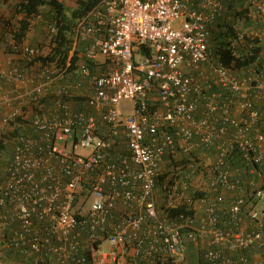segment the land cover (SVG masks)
I'll use <instances>...</instances> for the list:
<instances>
[{
	"label": "built area",
	"instance_id": "built-area-1",
	"mask_svg": "<svg viewBox=\"0 0 264 264\" xmlns=\"http://www.w3.org/2000/svg\"><path fill=\"white\" fill-rule=\"evenodd\" d=\"M228 1L104 0L75 31L87 59L78 80L69 62L41 59L54 44V24L44 46L30 41L40 15L21 40L8 27V57H0V104L10 109L0 140L12 149L0 181L5 250L40 264H182L188 241L206 242L201 264H237L233 253L264 250V175L249 170L261 181H250L248 203L246 180L229 161L239 151L247 165L264 164V70L237 72L210 48V26ZM248 1L264 19V1ZM19 17L11 20L17 27ZM251 34L264 42V28ZM84 89L86 108L74 109L69 98ZM123 101L130 111L119 110ZM206 147L217 149L201 162L210 168L206 182L192 183L191 165L173 177L180 167L168 164ZM191 187L211 194L193 203L199 214L170 217ZM221 191L231 193L224 226Z\"/></svg>",
	"mask_w": 264,
	"mask_h": 264
},
{
	"label": "trees",
	"instance_id": "trees-1",
	"mask_svg": "<svg viewBox=\"0 0 264 264\" xmlns=\"http://www.w3.org/2000/svg\"><path fill=\"white\" fill-rule=\"evenodd\" d=\"M103 1L104 0H77L76 5L68 6L61 0H23L17 5V14L22 15V18L18 22L20 27H17L18 24L12 23L11 21H9L8 27L10 26L12 29L17 28L18 30L13 31V34H15L17 39L21 40L25 38L31 23L30 18L34 15H40V19L38 20L39 28L36 30L38 35L43 34L45 26L49 23L54 24L57 28V33L53 37L54 44L51 46L48 56L41 59L45 62L56 61L58 66L61 67H65L67 62H69L70 64L68 69L72 74V79L78 80L80 78V65L82 61H87V59L83 55V44L75 47V31L80 21L95 8L99 7ZM245 1L246 0L232 1L228 4L227 9L216 17L215 21L210 26V48L214 52L218 61L223 62L233 69L254 70L257 73H260L264 70V45L258 38L249 34L248 29L252 26H255L256 29H263L264 19H262L260 15L254 17L256 20L253 19L250 12L251 9L253 11L255 9H253L252 4H250V6L248 5V8H245ZM32 42H36V38H34ZM110 62V60H107L104 65H101V69H108V66L111 64ZM88 63L95 65L94 61L88 60ZM74 99L78 102H83L85 97L83 98L81 96V98H78L74 96ZM85 108L86 106L84 104V106L80 109ZM199 111H202L201 106ZM124 143L125 139H123L122 136L121 145L123 146ZM122 146L119 147L120 150ZM0 152H8L7 154L11 156V146L0 140ZM216 154L217 149L215 147L201 148L188 156L182 157L177 162L173 161V163L168 164V166L170 168L180 167V169H176L177 172H175L173 176L174 178H184L187 172L190 173L189 170H186L189 168V165H191L194 169L197 168L193 177H199L203 174L206 176L209 173L210 168L203 166L201 162H205L207 157L215 159ZM231 156L232 157L229 158L231 170L237 171V173L239 172L240 176L246 180L245 185L248 191L247 202L249 203L253 199L251 196L253 187L251 186L250 181L255 179L256 184L261 181V179L256 178L254 174H250L249 170L251 168H255L258 172H261L264 175V164H257L253 162V164L247 165L243 162L239 151L233 152ZM6 163L8 164V161ZM167 174L161 176V182L158 184L159 189H161L162 182L166 176H168ZM209 195H211L210 192H207L206 190L191 187L187 191V198L184 200V203L179 207L168 209V214L170 217H176L181 213L187 216H197L199 214V210L195 209L193 203L199 199L206 198ZM219 195L223 196L225 193L221 191ZM223 198L226 200L224 196ZM224 204H226V201H224ZM223 206V209L227 207V205ZM161 208L164 209L165 207L162 205ZM223 209L220 206L222 226H224L226 222L225 213H222ZM9 230L10 228L8 227L7 231ZM185 231L186 230H184V232ZM205 244L206 243L204 241H199L198 243L188 241L186 261L182 264H201L206 252L207 245ZM256 251L264 252V250L251 248L245 251L233 253L231 256L237 264H242L240 261L241 258H248L252 262H255L253 255ZM5 252L8 256L16 257L19 260H22L20 255L14 251L8 250ZM30 262L33 264H40V262L35 263L34 259ZM158 263L159 262H157V264ZM140 264L149 263L141 262Z\"/></svg>",
	"mask_w": 264,
	"mask_h": 264
},
{
	"label": "crops",
	"instance_id": "crops-1",
	"mask_svg": "<svg viewBox=\"0 0 264 264\" xmlns=\"http://www.w3.org/2000/svg\"><path fill=\"white\" fill-rule=\"evenodd\" d=\"M22 1L23 0H0V57H1V59L3 61H6L7 57H8L7 53H6L7 52L6 42L9 39L8 38L9 37L8 23H9V21L13 20L12 18H16V17H18V15H20V14H17V5L20 2H22ZM61 1H64V0H61ZM193 1L196 3V5H199V4H201V2L203 0H193ZM232 1H235V0H232ZM257 1L262 2L264 0H257ZM230 3H229V1L226 2V5L224 7L225 8L224 11L227 9L228 4H230ZM250 4H252V3L250 1H248V0H246L244 7L248 8V5L250 6ZM252 7H253V9H256L254 5ZM35 31L33 32V35H35V37L33 36L32 39L34 40V38H36V42L42 41L43 38H45L43 36V34L38 35ZM32 41H31V43L36 44V42H32ZM44 43H46V42H44ZM98 57L100 58V60L104 61L103 56L99 55ZM236 71L239 72V70H236ZM71 78H72V76H70V79ZM57 87H58V83L54 84L51 87V91L52 92L56 91ZM9 89H10V85L6 83L4 85L3 91L5 93H7L9 91ZM31 89H33V85H31V84L30 85H26L25 88H22V92H27V91H29ZM86 94H87V91L84 89V90H81L80 92H78L77 94H75V97L81 98V96H82L84 98ZM53 99H56V95L55 94H50L47 98H44L42 100V103H44V105H47V108H49L51 106V101ZM84 100H83V102H78L76 99H74V97L73 98H69V101H70V103H71V105H72V107L74 109H80L81 107H83L84 104H85ZM259 107H261V108L263 107V109H264V102H259ZM9 110H10L9 107L0 104V118L3 115H5L6 113H8ZM231 115L234 118L241 117V114H240V112L237 109H233L232 112H231ZM121 143H122V141H121ZM124 145H125V143H124ZM121 146L115 145V148L119 149V147H121ZM7 153L8 152H4V153L0 152V157H1V160H0V181H3L5 179V168H6V165H7L6 162L9 161V159L11 157ZM222 192L227 194V197H225V198L229 199L230 196H228V195H230L231 193L228 192V191L227 192L226 191H222ZM158 194H160V193H158ZM159 201H161V197H160ZM4 231H5V229L3 228V225L1 223V216H0V239L1 240H2V236H3ZM1 243H2V241H1ZM5 251H7V250H5ZM0 261H1L0 264H33L31 262L25 263V262H23L22 260H19L16 257L8 256V255H6V252H5L4 255H0Z\"/></svg>",
	"mask_w": 264,
	"mask_h": 264
},
{
	"label": "rangeland",
	"instance_id": "rangeland-1",
	"mask_svg": "<svg viewBox=\"0 0 264 264\" xmlns=\"http://www.w3.org/2000/svg\"><path fill=\"white\" fill-rule=\"evenodd\" d=\"M64 2H66L67 3V5L68 6H74V5H76V3H77V0H64ZM253 19H255L254 17H252ZM12 19H14V18H12ZM21 19V17H19L18 19H15L14 21H19ZM256 20V19H255ZM51 23H49L47 26H45V28H44V30H43V36L46 38V34H47V32H48V26L50 25ZM254 27V28H253ZM37 28H39L38 27V25L36 26V28H35V30H38ZM252 31H256V28H255V26H252V27H250L249 29H248V33L249 34H251V32ZM36 32V31H35ZM252 35V34H251ZM33 36L35 37V35H31L30 36V41H32L33 39ZM45 38H43V40L42 41H39V42H37L36 44H34V45H46L44 42H45ZM78 45H80V44H78ZM119 110L121 111V112H125V111H130L131 110V108H132V105H131V103L129 102V101H123V102H121L120 104H119ZM76 152L77 153H79V154H83V155H87L88 153H89V150H87V149H83V148H81V147H77L76 148ZM194 175V174H193ZM193 175H192V178L193 179H191V181H192V183H195V184H197L198 186H201L202 184H203V182H206V176L203 174V175H200L199 177H193ZM207 192H209V190H207ZM224 197H227V194H225V195H223ZM89 207V206H88ZM221 207L222 208H224V206H223V204L221 205ZM1 239H0V255H4L5 254V249L2 247V243H1ZM205 242V241H204ZM206 243V242H205ZM205 245H207V244H205ZM253 258H254V260H255V262H257V264H264V252H262V251H256L255 253H254V255H253ZM1 262V261H0ZM3 263V262H2Z\"/></svg>",
	"mask_w": 264,
	"mask_h": 264
},
{
	"label": "clouds",
	"instance_id": "clouds-1",
	"mask_svg": "<svg viewBox=\"0 0 264 264\" xmlns=\"http://www.w3.org/2000/svg\"><path fill=\"white\" fill-rule=\"evenodd\" d=\"M231 1H232V0H231ZM231 1H229V3H230ZM224 9H225V8H224ZM251 10H252V9H251ZM223 11H224V10H223ZM250 13H251V12H250ZM251 16H252V17H255L256 15L251 14ZM256 30H257V29H256ZM263 45H264V42H263ZM239 71H241V70H239ZM226 200H228V199H226ZM226 200H225V201H226ZM223 205H226V204L223 203ZM222 209H223V208H222Z\"/></svg>",
	"mask_w": 264,
	"mask_h": 264
}]
</instances>
